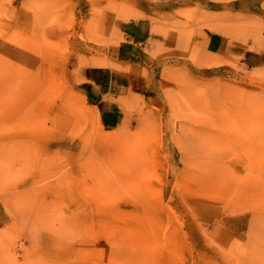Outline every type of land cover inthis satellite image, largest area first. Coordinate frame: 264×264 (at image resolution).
Returning a JSON list of instances; mask_svg holds the SVG:
<instances>
[{
    "label": "rangeland",
    "instance_id": "obj_1",
    "mask_svg": "<svg viewBox=\"0 0 264 264\" xmlns=\"http://www.w3.org/2000/svg\"><path fill=\"white\" fill-rule=\"evenodd\" d=\"M78 6L75 29L88 20L86 2ZM70 8L0 0V264H264V64L164 70L153 108L128 101L126 122L106 132L61 91L72 64ZM205 15L185 10L170 28L212 22L264 51L261 19ZM90 22L73 45L87 44L81 66L105 67L112 51L94 49L107 47ZM36 142L56 151L31 186ZM55 179L72 194L54 202L44 189Z\"/></svg>",
    "mask_w": 264,
    "mask_h": 264
},
{
    "label": "crops",
    "instance_id": "obj_2",
    "mask_svg": "<svg viewBox=\"0 0 264 264\" xmlns=\"http://www.w3.org/2000/svg\"><path fill=\"white\" fill-rule=\"evenodd\" d=\"M70 2V14L74 20L70 30V48L65 60L71 61L69 72L64 76V94L75 96L84 110V114H91L98 126L104 131H114L121 127L127 118L126 103L133 99L146 103L145 111L153 108L147 104L157 96L158 83L164 70L170 68L193 66L199 70L226 71L232 64L263 65L264 51L258 55L253 54L247 41H234L227 35V28H215L212 22L206 26L194 25L193 29H171L170 26H179L184 23L180 17L183 11L194 8L204 11L209 19L215 16L244 15L253 16L262 20L264 26V1L260 0H67ZM191 1H194L192 4ZM86 2L84 12L88 20L86 24L75 29V19L83 16L81 3ZM96 3L95 10L91 3ZM69 6V4H67ZM94 11V12H93ZM262 13V14H260ZM92 19V23L90 20ZM91 23L94 31V39H98V45L105 44L107 48H99L95 42V50L106 49L112 51L105 67L85 65L81 66L79 59L87 44L73 45L78 42V35L84 37L87 34L88 23ZM190 25V23H189ZM182 26V25H181ZM74 30V31H73ZM185 32L191 34L189 40H185ZM51 33V31H50ZM77 33V37L74 34ZM54 42V41H52ZM78 47V48H77ZM264 50V49H263ZM82 54H80V52ZM210 62L223 61L220 65L211 66L198 64L193 61ZM205 58V59H203ZM42 60V59H41ZM57 62V61H56ZM55 62V63H56ZM50 63V64H55ZM41 61V65H43ZM67 65V62L65 63ZM75 65V67H73ZM75 89V91H74ZM10 106V105H9ZM9 110V107L6 108ZM153 119V118H151ZM65 128L70 124L65 121ZM72 125V124H71ZM67 137L64 138L66 140ZM38 158L34 169L28 175L31 178V186L34 181L52 168L46 169L43 161L54 156L56 148L50 142L37 143ZM69 155V152L66 151ZM55 167V165L53 166ZM56 168V167H55ZM53 168V169H55ZM69 170V169H68ZM70 171V170H69ZM68 171V176L71 172ZM67 176V177H68ZM66 177V178H67ZM61 179V178H60ZM33 182V183H32ZM46 191V192H45ZM46 196L51 201H57L60 194L71 195V187L67 181L49 180L44 189ZM1 204V203H0ZM7 220L3 206L0 205V225L3 227ZM241 220V219H238ZM240 222V221H239ZM238 222V223H239ZM237 223V224H238ZM240 223V228L244 227ZM232 227V228H230ZM236 227V226H235ZM232 232L234 225L229 226Z\"/></svg>",
    "mask_w": 264,
    "mask_h": 264
}]
</instances>
